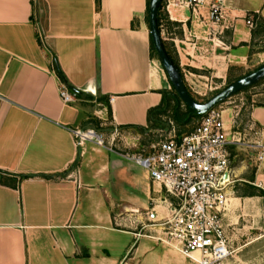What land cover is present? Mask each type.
I'll return each mask as SVG.
<instances>
[{"label":"crops","instance_id":"0c3cea01","mask_svg":"<svg viewBox=\"0 0 264 264\" xmlns=\"http://www.w3.org/2000/svg\"><path fill=\"white\" fill-rule=\"evenodd\" d=\"M173 2H162L161 37L193 98L218 90L250 56L264 58V0H225V28L207 22V7L196 18ZM146 14L147 0H0V264H196L161 227L174 199L114 152L76 148L70 132L109 142L117 127L116 145L129 151L155 132L139 129L172 85L151 55ZM53 59L80 93L72 104L59 97ZM257 96L250 108L220 107L227 138L242 142L228 147L230 241L242 218L264 223V161L243 147L264 144V91Z\"/></svg>","mask_w":264,"mask_h":264},{"label":"built area","instance_id":"2783aa9c","mask_svg":"<svg viewBox=\"0 0 264 264\" xmlns=\"http://www.w3.org/2000/svg\"><path fill=\"white\" fill-rule=\"evenodd\" d=\"M170 5L174 9H188L196 18L199 9L207 7V22L216 28L226 26L225 0H174ZM244 20L246 26H253L252 16L247 15ZM58 94L64 104H72L80 97L77 90H70L60 80ZM250 129L260 137L254 125ZM70 132L76 148L93 144L114 152L142 168L152 182L174 199L161 227L167 242L182 256L196 264H223L231 257L232 244L223 223L227 208L225 188L229 184L228 147L239 145L240 140L227 138L222 110L211 109L189 134L169 136L152 145L149 151L117 149L115 143L120 136L117 127L109 142L103 133L92 129ZM248 145L256 151V161L263 162L264 144L256 141Z\"/></svg>","mask_w":264,"mask_h":264},{"label":"rangeland","instance_id":"374dc122","mask_svg":"<svg viewBox=\"0 0 264 264\" xmlns=\"http://www.w3.org/2000/svg\"><path fill=\"white\" fill-rule=\"evenodd\" d=\"M163 8L164 6L162 7V10ZM260 56L262 57V55H255L253 57L250 56L247 59L246 65L244 66L235 65L234 67L230 68L228 71L227 80L224 83V85L220 86L218 90H211L212 92L209 93L207 96L194 97L196 102L199 104H204L213 96L218 94L220 91L227 88L230 84L228 83V79L233 80L239 77L241 79L242 77L247 76V74L249 73L251 74L257 71L258 69H260L262 66H264V60H263L264 58L262 59L260 58ZM263 91H264V81L261 82L259 85L252 87L246 91H241L240 93L232 96L231 98L227 99L225 102L221 103L222 105L219 104L214 108L220 109L221 107V109L223 110V108H226L228 106L238 107L240 109L241 108L243 109L245 107L250 108L251 106H256L259 101L258 100L259 96L257 95ZM199 121L200 120H193L187 126V129L188 128L194 129ZM173 128H174L173 131L171 130L170 132L156 131L154 133L152 132V134L148 133L149 134L148 137L141 138L139 145H141L143 151H149L151 149V146L156 144L160 140H164L172 135L177 136L179 133L185 134L184 131H180V129H176L175 126H173ZM241 143L242 142L240 140L239 146L241 145ZM115 147L121 150L119 146L116 145ZM243 147L252 150L249 147L248 143H246L245 146ZM238 225H240L241 232L237 233V235H235V237L231 239L232 255L223 264H264V223L255 222L252 225L246 223V221H244V218H242ZM175 261L176 260H174V262ZM185 263L189 264L190 261L185 259Z\"/></svg>","mask_w":264,"mask_h":264},{"label":"trees","instance_id":"16d2710c","mask_svg":"<svg viewBox=\"0 0 264 264\" xmlns=\"http://www.w3.org/2000/svg\"><path fill=\"white\" fill-rule=\"evenodd\" d=\"M150 1L151 0H147V14H146L147 15L146 16L147 21H148ZM162 7L163 6L161 3V5L159 6L158 11H157V28H158L160 37L162 36V32L164 30V27L168 24L167 18L164 15ZM37 37H38V42L41 44V39L39 38V35H37ZM161 42H162V46H163L165 53L167 54L169 59L172 61L173 65L176 67V69L180 73L178 62H177L175 56L172 54V52H170L168 50V48H167L162 37H161ZM150 50H151V55L157 57L156 52H155L153 45H152L151 38H150ZM52 64H53L54 72H55L56 76L58 77V79L61 82L66 84V82L63 78V74L61 73V71H60L56 61H54V59H53ZM249 74H247V75H249ZM180 75H181V73H180ZM181 77H182V75H181ZM238 79H240V77L235 78L233 80L228 79V83L232 84L233 82L237 81ZM182 80H183V78H182ZM263 81H264V77L261 78L259 81H257L255 84L247 87L246 89H244L242 91H246L252 87H255ZM68 88L70 90H72L71 87L68 86ZM187 92H188V90H187ZM188 94L192 100H195L189 92H188ZM162 95L163 96H162L161 104L158 107L148 111V114H147L148 128L146 130H144V129H139V130L143 131L144 133L147 131H155L156 132V131H160V130L170 132L171 130L174 129L173 126H175L176 129H180V131L185 132V134L179 133L177 136L189 134L193 129H190V128L187 129V126L193 120H200L204 115L193 114L189 119H187L188 114H191L192 110L180 102V100L178 99L173 88H172V92H169V93L163 92ZM170 122H172L173 125L170 124ZM24 178H26V177H24ZM260 194L262 195V193H260Z\"/></svg>","mask_w":264,"mask_h":264},{"label":"water","instance_id":"95a60500","mask_svg":"<svg viewBox=\"0 0 264 264\" xmlns=\"http://www.w3.org/2000/svg\"><path fill=\"white\" fill-rule=\"evenodd\" d=\"M163 0H151L149 4L148 13V23H149V34L152 41L153 48L168 76V79L174 89L178 99L192 110L189 115L191 117L193 114L205 115L215 106L223 103L227 99L246 89L247 87L255 84L261 78L264 77V66H262L257 71L242 77L241 79L235 81L229 85L224 90L220 91L218 94L213 96L204 104H199L191 99L187 89L183 83L182 77L176 67L173 65L172 61L169 59L165 53L161 37L157 28V11Z\"/></svg>","mask_w":264,"mask_h":264}]
</instances>
